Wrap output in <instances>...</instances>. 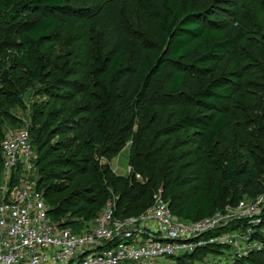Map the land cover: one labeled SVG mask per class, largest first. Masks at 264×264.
Instances as JSON below:
<instances>
[{
	"label": "trees",
	"instance_id": "obj_1",
	"mask_svg": "<svg viewBox=\"0 0 264 264\" xmlns=\"http://www.w3.org/2000/svg\"><path fill=\"white\" fill-rule=\"evenodd\" d=\"M138 2L155 45L129 46L111 22L95 36L94 63L86 76L80 57L70 50L47 51L46 45L66 22L100 18L93 0H0V21L21 54L25 85H38L35 94L44 99L34 108L42 123L29 132L36 155V190L43 195L49 218L74 232L104 210L108 187L115 198L116 219L138 216L161 189L171 213L193 222L236 205L241 199L237 183L248 175L246 156L233 150L241 127L234 98L248 68L261 66L257 58L255 64L244 65L238 57V42L221 14L231 15L227 5L200 0ZM233 21L239 23L237 18ZM261 64L263 68L264 59ZM0 83L15 85L2 75ZM7 94L0 89V98ZM177 101L185 102L192 113L173 121L166 110ZM13 102L19 103L17 95ZM3 126L0 114V146ZM68 130L76 133L68 138ZM243 134L245 144L258 140L264 148L262 135ZM129 141L128 164L143 183L133 175L106 176L107 170L94 159L96 153L116 156ZM183 166L191 169L189 175L182 173ZM85 177L88 187L70 189ZM243 189L254 197L262 186L247 181ZM261 218L264 228V212ZM257 236L264 245V233ZM209 248L226 249L207 246L185 256L206 254ZM245 262L264 264V248Z\"/></svg>",
	"mask_w": 264,
	"mask_h": 264
},
{
	"label": "built area",
	"instance_id": "obj_2",
	"mask_svg": "<svg viewBox=\"0 0 264 264\" xmlns=\"http://www.w3.org/2000/svg\"><path fill=\"white\" fill-rule=\"evenodd\" d=\"M0 264H158L207 246L231 248L226 258H241L243 236L228 226L251 220L257 204L239 202L193 222L177 219L162 197L135 217L114 218L106 205L89 229L74 232L48 216L36 190V155L29 132L6 131L1 141ZM139 181V175H136ZM235 257V258H234Z\"/></svg>",
	"mask_w": 264,
	"mask_h": 264
},
{
	"label": "rangeland",
	"instance_id": "obj_3",
	"mask_svg": "<svg viewBox=\"0 0 264 264\" xmlns=\"http://www.w3.org/2000/svg\"><path fill=\"white\" fill-rule=\"evenodd\" d=\"M202 3L215 5L216 3H224L225 7L230 10L228 13H221L224 21L229 23V31L231 37H234L239 46L238 57L245 64H255L254 59L259 60L258 68L249 67L242 78V85L237 96L234 98V115L240 122V129L236 131L233 141V150L238 154L246 156L250 163L247 168L246 176H243L237 183L239 202L246 204H257V215L251 220L234 221L228 226L229 229H236L243 236L240 246L243 255L241 258L232 259L229 255L225 260L226 264H247L245 260L249 256L259 254L263 251L264 245L258 239V233H264V228L260 227L264 212V148L258 146V140H250L245 144V136L243 133H250L256 136L264 137V66L261 62L264 59V0H200ZM99 10L101 17L96 20L72 19L60 27L53 40L46 45L47 51L54 53H63L67 50L72 51L75 55L82 59L83 72L89 75L93 67V47L94 39L97 33L102 32L112 24L121 32L126 42L131 47L155 45V40L150 36L147 26L149 21L139 6L138 0H93V11ZM233 18H237L239 23L235 25ZM261 64V65H260ZM263 70V72H262ZM24 71L21 54L15 49L13 40L9 37L5 30L3 21H0V75L6 79L15 82L13 86H3L0 83V89L8 91L6 99L0 98V114L3 116V130L18 131L26 129L37 130L42 123V119L38 120L37 113L34 108L44 99L35 94L39 88L38 85L26 86L24 81ZM256 73V74H254ZM258 73H261L259 78ZM164 86L160 88L163 89ZM18 96L19 103L13 102V98ZM171 120H176L187 114H191V108L183 101H177L174 106L166 110ZM250 123V127L248 124ZM73 131L68 130L67 137L74 135ZM256 139V138H254ZM247 141V140H246ZM131 142H127L122 150L114 157L104 158L96 153L94 159L97 161L98 167L102 171H106V176L127 177L139 175L134 171L133 167L128 164V151ZM220 151V150H219ZM185 163V162H182ZM186 165V164H181ZM177 167V166H176ZM178 168V167H177ZM182 173L189 175L191 169L183 166ZM247 181L258 182L262 186V190L257 192L254 197L244 194V184ZM139 182H144L139 175ZM1 184V180H0ZM88 177L77 180L70 189L86 188L89 186ZM110 199L106 205H114L115 198L112 192L107 188ZM63 196H59L60 199ZM238 202V203H239ZM237 203V204H238ZM115 206V205H114ZM100 215V214H99ZM98 215V216H99ZM69 220L68 213L65 216ZM95 220V219H94ZM93 221H83V228H91ZM222 252L220 249L209 248L207 253L201 255L194 254L190 257H175L164 262L157 261L158 264H220L226 255L231 252V248L224 247Z\"/></svg>",
	"mask_w": 264,
	"mask_h": 264
}]
</instances>
